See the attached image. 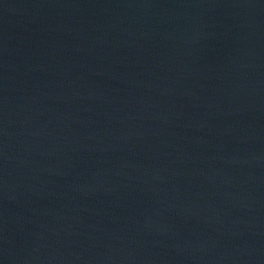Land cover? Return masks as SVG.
Returning a JSON list of instances; mask_svg holds the SVG:
<instances>
[{
    "label": "water",
    "instance_id": "1",
    "mask_svg": "<svg viewBox=\"0 0 264 264\" xmlns=\"http://www.w3.org/2000/svg\"><path fill=\"white\" fill-rule=\"evenodd\" d=\"M0 264H264V0H0Z\"/></svg>",
    "mask_w": 264,
    "mask_h": 264
}]
</instances>
